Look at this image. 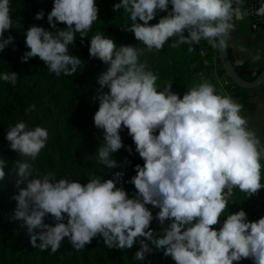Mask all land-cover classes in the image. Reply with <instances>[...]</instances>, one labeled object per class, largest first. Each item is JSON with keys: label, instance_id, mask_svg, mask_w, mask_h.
Segmentation results:
<instances>
[{"label": "clouds", "instance_id": "9594fccd", "mask_svg": "<svg viewBox=\"0 0 264 264\" xmlns=\"http://www.w3.org/2000/svg\"><path fill=\"white\" fill-rule=\"evenodd\" d=\"M121 9L131 19V25L122 30L133 33L149 51H161L172 37L176 39L170 47L187 44L189 52L201 40L213 48H227L233 18L240 12L233 0H119L112 5L113 12ZM158 10L167 14L150 25ZM256 14L264 16V4ZM44 15L41 10L34 18L41 20ZM97 20L95 0H53L47 22L54 31L30 25L24 35L29 50L22 62L38 57L49 72L73 76L81 59L68 54V45L76 33L85 38ZM57 23L64 27L57 28ZM10 28L9 0H0V51L13 40L11 35L4 37ZM88 51L107 66L97 76L94 97L99 106L93 122L104 140L97 149L99 160L112 169L117 167L110 159L113 153L122 147L131 151L119 134L122 126L126 128L144 161L143 166L135 165L136 175L129 181L136 195L129 198L116 186L120 172L115 179L91 176L81 184L57 180L51 172L33 176L30 163L17 161L12 219L26 228L33 248H50L55 253L67 238L80 251L99 235L108 249H131L143 237L134 256L137 260L152 252L145 242L151 241L175 264H233L242 259L264 264V216L249 221L241 209L228 214L218 230L213 227L220 222L234 188L249 196L264 188V144L246 127L242 106L231 96L217 93L208 81L189 88L182 98L171 91L172 84L157 91V75L139 61L143 50L132 45L117 48L104 34L92 36ZM18 78L15 71L0 74L12 85ZM34 108L31 105L29 111ZM48 137L46 128H29L23 121L9 127L5 135L11 150L31 160L45 148ZM4 167L5 161L0 160V181L6 175ZM149 204L159 209L155 217L146 207ZM49 215L52 224L45 223ZM154 218L162 231L155 239L150 228Z\"/></svg>", "mask_w": 264, "mask_h": 264}, {"label": "trees", "instance_id": "16d2710c", "mask_svg": "<svg viewBox=\"0 0 264 264\" xmlns=\"http://www.w3.org/2000/svg\"><path fill=\"white\" fill-rule=\"evenodd\" d=\"M95 2L98 7V20L93 22L85 38L76 33L73 44L68 45V54L81 59L76 72L73 76L63 73L57 76L49 72L38 57L27 62L21 60L23 53L29 50L25 46L24 35L30 25L43 26L54 31L47 22V14L53 7V0H9L12 28L4 33V37L11 35L13 40L0 51V74L15 71L19 78L15 85L0 79V160L5 161L6 173L4 180L0 181V264H175L171 257L164 256L162 248L157 249L151 241L145 242L152 252L146 253L143 260L135 259V253L140 247L139 239H144L143 237L138 238L131 249H108L98 235L80 251L75 250L67 238L61 242L55 253L50 248L42 251L39 247L33 248L22 223L12 219L16 208V201L11 197L17 194V161L30 163L33 176L51 172L57 180L64 178L81 184L86 183L91 176L115 179V173L120 172L123 175L116 181V186L122 187L129 198L136 195V189L129 181L136 175L135 165L143 166L144 161L136 152L135 144L126 128L122 126L119 134L123 145L131 151L122 147L110 156V159L116 161L117 167H105L98 157L97 149L103 145L104 140L102 130L95 128L93 122L94 113L99 106L94 97L99 88L97 76L107 66L99 59L89 56L88 48L93 35L104 34L114 40L117 48L120 45H132L143 50L139 61L147 64V71L157 75V91H163L168 84H172L171 91L182 98L189 88L203 81L213 84L217 90L212 67L205 64V61L211 59L213 50L207 41L201 40L199 45H194L195 50L189 52L187 44L170 47L169 44L176 39L172 37L161 51L154 48L149 51L134 38L133 33L122 30L123 27L131 25V19L123 9L112 11V5L119 0ZM41 10L45 13L44 18L36 20L35 14ZM166 14L158 10L156 17L149 21V24L158 23ZM63 27L62 23H57V28ZM262 28L264 30V25ZM227 50L231 62L235 64L230 48L227 47ZM235 71L246 82H253L261 72L254 74L248 62L235 64ZM221 72L224 73L223 69ZM237 90L240 92L236 96L239 97L238 104L242 106V116L253 111L264 98V86L255 90ZM104 91L107 92L108 89L105 88ZM217 93L222 94L219 90ZM31 105L35 108L29 111ZM21 121L29 128L39 125L48 130L46 146L35 160L11 150L5 139L8 128ZM261 165V183L264 184L263 160ZM262 202L264 204V188L251 196L239 188H234L232 196L228 199V206L219 218L220 222L213 227L218 230L228 214L241 209L251 221L253 208ZM146 207L154 217L159 211L150 204ZM45 223H53L50 215L45 217ZM168 223L169 221H166L165 226ZM150 228L154 230V239L162 236L161 226L155 218L151 221ZM233 264L253 262L251 259H242L239 262L234 261Z\"/></svg>", "mask_w": 264, "mask_h": 264}, {"label": "crops", "instance_id": "0c3cea01", "mask_svg": "<svg viewBox=\"0 0 264 264\" xmlns=\"http://www.w3.org/2000/svg\"><path fill=\"white\" fill-rule=\"evenodd\" d=\"M262 27L253 31L250 21L245 17L238 16L228 40V47L235 64L241 65L248 62L254 74L264 68V30ZM242 117L246 119V127L254 132L264 144V98L253 111Z\"/></svg>", "mask_w": 264, "mask_h": 264}, {"label": "built area", "instance_id": "2783aa9c", "mask_svg": "<svg viewBox=\"0 0 264 264\" xmlns=\"http://www.w3.org/2000/svg\"><path fill=\"white\" fill-rule=\"evenodd\" d=\"M262 4H264V0H241V3L239 4L236 3V0H233V6L238 7L240 12L234 16L232 23L234 24L236 22L238 16L245 17L250 21L251 29L253 31L261 29L262 25L264 24V16H258L256 11L262 6ZM205 64L212 67V75L217 85V90L222 92L224 95L231 96L233 100L239 103V97H237L236 94H239L240 92L237 90L238 88L235 86V84L227 77V75L221 72L222 67L218 62L216 48H213L211 59L205 61ZM262 216H264L263 202L253 208L251 221H256Z\"/></svg>", "mask_w": 264, "mask_h": 264}, {"label": "water", "instance_id": "95a60500", "mask_svg": "<svg viewBox=\"0 0 264 264\" xmlns=\"http://www.w3.org/2000/svg\"><path fill=\"white\" fill-rule=\"evenodd\" d=\"M216 50H217L219 63L224 73L235 84L237 88L243 90H255L264 86V68L256 76L253 82H246L242 80L236 73L235 64L231 62L227 48H222L218 45L216 47Z\"/></svg>", "mask_w": 264, "mask_h": 264}, {"label": "rangeland", "instance_id": "374dc122", "mask_svg": "<svg viewBox=\"0 0 264 264\" xmlns=\"http://www.w3.org/2000/svg\"><path fill=\"white\" fill-rule=\"evenodd\" d=\"M264 161V160H263Z\"/></svg>", "mask_w": 264, "mask_h": 264}]
</instances>
